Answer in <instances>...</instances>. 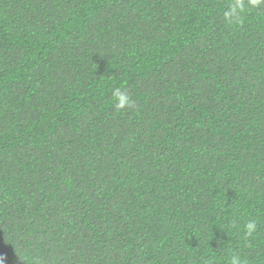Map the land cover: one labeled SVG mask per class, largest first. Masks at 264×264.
Returning a JSON list of instances; mask_svg holds the SVG:
<instances>
[{"label": "trees", "instance_id": "obj_1", "mask_svg": "<svg viewBox=\"0 0 264 264\" xmlns=\"http://www.w3.org/2000/svg\"><path fill=\"white\" fill-rule=\"evenodd\" d=\"M232 2L0 0V264H264V4Z\"/></svg>", "mask_w": 264, "mask_h": 264}, {"label": "clouds", "instance_id": "obj_2", "mask_svg": "<svg viewBox=\"0 0 264 264\" xmlns=\"http://www.w3.org/2000/svg\"><path fill=\"white\" fill-rule=\"evenodd\" d=\"M264 4V0H233L227 10L224 12V19L229 24L242 23V17L247 8H258ZM112 100L114 106L118 110L126 109L131 105V97L120 88H116L112 92ZM233 227L235 224L233 223ZM257 222L255 220H249L243 228L244 239L247 240L257 232ZM230 264H245V261L237 254H233L230 258Z\"/></svg>", "mask_w": 264, "mask_h": 264}]
</instances>
